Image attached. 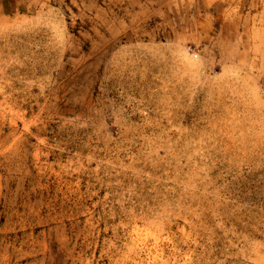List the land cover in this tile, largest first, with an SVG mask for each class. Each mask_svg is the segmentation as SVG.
Listing matches in <instances>:
<instances>
[{
  "label": "rangeland",
  "instance_id": "rangeland-1",
  "mask_svg": "<svg viewBox=\"0 0 264 264\" xmlns=\"http://www.w3.org/2000/svg\"><path fill=\"white\" fill-rule=\"evenodd\" d=\"M0 264H264V0H0Z\"/></svg>",
  "mask_w": 264,
  "mask_h": 264
}]
</instances>
